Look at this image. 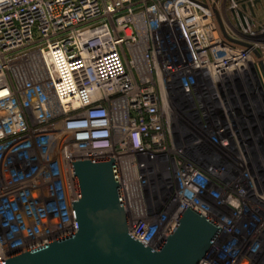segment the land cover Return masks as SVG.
Returning <instances> with one entry per match:
<instances>
[{
  "label": "built area",
  "instance_id": "1",
  "mask_svg": "<svg viewBox=\"0 0 264 264\" xmlns=\"http://www.w3.org/2000/svg\"><path fill=\"white\" fill-rule=\"evenodd\" d=\"M263 3L0 0V263L76 235L72 163L114 159L132 237L160 250L189 207L220 228L199 264H264L229 115L264 116Z\"/></svg>",
  "mask_w": 264,
  "mask_h": 264
},
{
  "label": "water",
  "instance_id": "2",
  "mask_svg": "<svg viewBox=\"0 0 264 264\" xmlns=\"http://www.w3.org/2000/svg\"><path fill=\"white\" fill-rule=\"evenodd\" d=\"M76 235L0 264H199L220 228L189 208L160 250L127 229L114 159L72 163Z\"/></svg>",
  "mask_w": 264,
  "mask_h": 264
},
{
  "label": "flooded vegetation",
  "instance_id": "3",
  "mask_svg": "<svg viewBox=\"0 0 264 264\" xmlns=\"http://www.w3.org/2000/svg\"><path fill=\"white\" fill-rule=\"evenodd\" d=\"M230 98L229 101V115L232 121V124L236 130H239V137L244 140V143L250 145L252 150L258 151L260 155L264 153V116L259 114L258 120L255 119L254 124L251 126L245 124L242 120L244 116H250L251 112L241 111L237 109L235 105V99ZM241 119V120H239ZM240 121V122H239ZM256 153V154H257Z\"/></svg>",
  "mask_w": 264,
  "mask_h": 264
},
{
  "label": "rangeland",
  "instance_id": "4",
  "mask_svg": "<svg viewBox=\"0 0 264 264\" xmlns=\"http://www.w3.org/2000/svg\"><path fill=\"white\" fill-rule=\"evenodd\" d=\"M257 12H258V19L264 22V3L258 7ZM171 114L173 117H177V115H180V113L178 111H175V110L173 112H171ZM262 146L264 147V145H262ZM249 157L251 158L252 156H249ZM245 158H246V156H245ZM142 162H144L147 165H153L154 164L153 159L151 160V159L145 158V157L142 158ZM237 163H239V162H237ZM240 163H245L247 165V167H249L250 170H252L254 173H257V177H259L260 179H264V153H262L261 155L260 154L255 155L254 159L244 160ZM153 166H151V167H153ZM240 168H242V167H240ZM240 184H244L245 186H248L247 180H244V178L241 179Z\"/></svg>",
  "mask_w": 264,
  "mask_h": 264
}]
</instances>
